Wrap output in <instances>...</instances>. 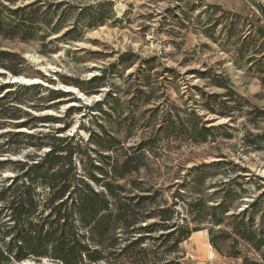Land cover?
I'll return each mask as SVG.
<instances>
[{
    "label": "rangeland",
    "instance_id": "374dc122",
    "mask_svg": "<svg viewBox=\"0 0 264 264\" xmlns=\"http://www.w3.org/2000/svg\"><path fill=\"white\" fill-rule=\"evenodd\" d=\"M0 19L22 25L14 38L0 35V188L65 147L96 189L153 188L182 216L180 195L204 196L209 207L229 196L228 215L255 204L248 218L262 224L264 0H0ZM182 121L212 132L194 142ZM134 151L140 170L118 178ZM198 170L212 173L200 190L191 184ZM212 227L160 264H242L212 246Z\"/></svg>",
    "mask_w": 264,
    "mask_h": 264
},
{
    "label": "trees",
    "instance_id": "16d2710c",
    "mask_svg": "<svg viewBox=\"0 0 264 264\" xmlns=\"http://www.w3.org/2000/svg\"><path fill=\"white\" fill-rule=\"evenodd\" d=\"M26 8H18L14 14ZM19 26L11 28L0 19V35L14 38ZM56 92L60 91L52 94ZM208 111L216 113L210 107ZM186 123L182 121L183 132L194 142H205L212 132L194 125L186 128ZM64 148L52 146L25 173L0 188V264H22L30 259H51L60 264H151L153 259L152 264H160L178 253L204 224L213 226L210 242L217 251L224 253L226 248L228 256L241 259L242 264H264V221L257 227L254 219L248 218L255 204L228 215L232 206L229 196L209 207L204 196L186 203L180 195L187 212L182 216L175 200L161 205L162 194L153 188L134 193L109 181L103 189H96L76 173L72 152L61 155ZM132 153L118 178L140 170V159L136 151ZM210 174L198 170L191 181L194 189L200 190ZM90 180L98 182L94 177ZM223 186L226 191L227 185Z\"/></svg>",
    "mask_w": 264,
    "mask_h": 264
},
{
    "label": "bare ground",
    "instance_id": "6f19581e",
    "mask_svg": "<svg viewBox=\"0 0 264 264\" xmlns=\"http://www.w3.org/2000/svg\"><path fill=\"white\" fill-rule=\"evenodd\" d=\"M10 80H11V82L13 81L12 83H14V84H23V85H33V84H41V83H43V81L38 79V78L30 79V78H25V77H22V76H13V77L10 78ZM67 88H68V91H70V92L78 93L79 96L82 99H85L87 101L90 100V98L85 97V95H83L81 92H79L76 87H67ZM223 121H225V120H223Z\"/></svg>",
    "mask_w": 264,
    "mask_h": 264
}]
</instances>
